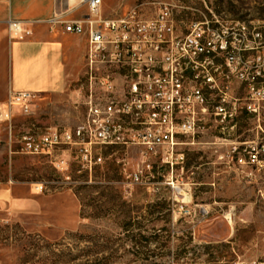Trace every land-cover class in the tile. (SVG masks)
Segmentation results:
<instances>
[{
	"label": "rangeland",
	"instance_id": "1",
	"mask_svg": "<svg viewBox=\"0 0 264 264\" xmlns=\"http://www.w3.org/2000/svg\"><path fill=\"white\" fill-rule=\"evenodd\" d=\"M160 2L172 5L183 31L209 9L229 30L264 20V0H103V13L146 3L151 15ZM84 88L83 59L64 97L37 95L29 112L17 109L14 136L75 129ZM211 121L181 146L183 163L139 166L140 149L116 146L92 175L74 162L62 173L46 157L10 156L0 123V188L9 192L0 201V264H264V166L237 159L264 134L245 111L225 133L218 117Z\"/></svg>",
	"mask_w": 264,
	"mask_h": 264
},
{
	"label": "built area",
	"instance_id": "2",
	"mask_svg": "<svg viewBox=\"0 0 264 264\" xmlns=\"http://www.w3.org/2000/svg\"><path fill=\"white\" fill-rule=\"evenodd\" d=\"M82 3L88 9L83 18L57 13L46 22L87 39L83 120L75 129L17 139L15 110L29 112L37 95L11 91L0 107L10 155L46 157L62 173L74 162L79 172L92 175L105 164V150L116 146L140 149L139 166L183 163L181 146L194 144L198 133L211 128L213 115L225 133L245 111L264 134V20L251 21L250 28L238 21L239 29L229 30L209 9L211 15L201 12L183 31L169 3L160 2L151 15L141 3L119 18L104 15L103 0ZM8 30L12 39L33 34L23 21H10ZM245 153L239 152L240 165L263 167L264 139L250 143Z\"/></svg>",
	"mask_w": 264,
	"mask_h": 264
},
{
	"label": "crops",
	"instance_id": "3",
	"mask_svg": "<svg viewBox=\"0 0 264 264\" xmlns=\"http://www.w3.org/2000/svg\"><path fill=\"white\" fill-rule=\"evenodd\" d=\"M57 13L79 20L88 9L82 0H0V107L6 105L11 91L62 98L80 75L87 39L65 32L62 26L50 27L46 21ZM10 21H23L33 34L12 39ZM8 197L9 192L0 188V201Z\"/></svg>",
	"mask_w": 264,
	"mask_h": 264
}]
</instances>
